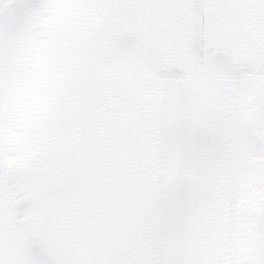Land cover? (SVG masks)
I'll return each mask as SVG.
<instances>
[{
    "label": "snow or ice",
    "instance_id": "6c2138e0",
    "mask_svg": "<svg viewBox=\"0 0 264 264\" xmlns=\"http://www.w3.org/2000/svg\"><path fill=\"white\" fill-rule=\"evenodd\" d=\"M0 264H264V0H0Z\"/></svg>",
    "mask_w": 264,
    "mask_h": 264
}]
</instances>
